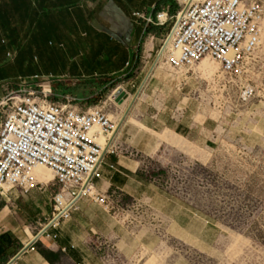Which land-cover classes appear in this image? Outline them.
I'll use <instances>...</instances> for the list:
<instances>
[{
  "label": "crops",
  "instance_id": "1",
  "mask_svg": "<svg viewBox=\"0 0 264 264\" xmlns=\"http://www.w3.org/2000/svg\"><path fill=\"white\" fill-rule=\"evenodd\" d=\"M182 2L0 0V86L35 76L53 78L58 93L73 95L79 103L99 98L118 83L116 90L134 88L141 65L158 52L168 33V26L147 25L135 14L175 15ZM153 78L119 133V144L129 150L108 154L101 179L94 181L96 193L106 200L80 198L70 219L40 236L52 217L53 193L48 203L38 201L43 188L11 206L3 203L0 264H12L29 244L13 264H118L158 246L155 227L135 216L142 204L154 207L161 196L155 180L144 176V161L164 159L166 166L179 155L195 159L197 143L171 100L163 108L157 103ZM186 112L190 116V109Z\"/></svg>",
  "mask_w": 264,
  "mask_h": 264
},
{
  "label": "rangeland",
  "instance_id": "2",
  "mask_svg": "<svg viewBox=\"0 0 264 264\" xmlns=\"http://www.w3.org/2000/svg\"><path fill=\"white\" fill-rule=\"evenodd\" d=\"M161 49L141 65L134 88H119L128 100L112 98L118 83L74 107H105L119 125ZM153 71L157 103L163 108L171 100L182 124L192 127L196 155H179L166 166L164 159L144 161V176L155 180L161 196L154 207L142 204L135 216L155 227L161 239L156 248L118 264H264V21L259 47L238 73H222L207 58L172 69L161 57ZM10 87L0 86V99ZM119 135L113 151L125 153L129 149L119 144ZM41 173L50 178L47 170ZM43 189L38 201L48 203L55 188L50 183ZM17 195L0 189V206L24 199Z\"/></svg>",
  "mask_w": 264,
  "mask_h": 264
},
{
  "label": "built area",
  "instance_id": "3",
  "mask_svg": "<svg viewBox=\"0 0 264 264\" xmlns=\"http://www.w3.org/2000/svg\"><path fill=\"white\" fill-rule=\"evenodd\" d=\"M135 16L147 25L170 27L161 50L172 69L207 58L222 73L232 74L259 47L264 1L183 0L175 15L160 11ZM56 82L35 76L7 83L11 87L0 99V189L26 196L51 183L55 190L49 227L70 219L82 197L106 200L96 193L94 181L102 177L105 157L114 153L113 144L108 146L116 129L109 110L75 108L78 100L58 93ZM41 167L51 181L38 173Z\"/></svg>",
  "mask_w": 264,
  "mask_h": 264
},
{
  "label": "bare ground",
  "instance_id": "4",
  "mask_svg": "<svg viewBox=\"0 0 264 264\" xmlns=\"http://www.w3.org/2000/svg\"><path fill=\"white\" fill-rule=\"evenodd\" d=\"M163 54H164V50H161L160 53H159V55H158V57L156 58V60H155V62H154V64H153V66H152L151 69L149 70V72H148L146 78L144 79V81H143V83H142L140 89L138 90L136 96L134 97L132 103L130 104V106L128 107L127 111L125 112V114H124V116H123V119L121 120L120 124L118 125V123H116V121H115L116 129H115V133H114V134L112 135V137H111V144L108 146L109 149H111L110 146L114 143L116 137L119 135V132H120V126H121V124L124 122V120H125V118L127 117L128 113L130 112V110H131V108H132V105H133L134 101H135L136 98L138 97L139 93L141 92L142 88L144 87L146 81H147L148 78L150 77L151 73L153 72V70H154V68L156 67V65H157L158 61L160 60V58H161V57H164ZM128 98H129V97H128ZM128 98H127L126 100H128ZM126 100H124V101H126ZM110 117H111V116H110ZM111 119H112V117H111ZM108 147H107V148H108ZM42 170H47V169L44 168V167H41V168L38 169V173H39L41 176H43L44 178H47V177H45V175H43V174L41 173ZM47 172L49 173L48 170H47ZM49 175H50V173H49ZM49 177H50L51 179L53 178L51 175H50ZM50 178H47V179H50ZM4 187H6V186H4Z\"/></svg>",
  "mask_w": 264,
  "mask_h": 264
},
{
  "label": "water",
  "instance_id": "5",
  "mask_svg": "<svg viewBox=\"0 0 264 264\" xmlns=\"http://www.w3.org/2000/svg\"><path fill=\"white\" fill-rule=\"evenodd\" d=\"M129 97V94L127 92H125L124 90H117L115 93H113L112 98L118 102V103H122L124 100H126ZM49 226H46V228H44L40 233L39 236L41 234H43ZM30 246V244L28 246H26L21 253L12 261V264L19 258V256L26 250L28 249V247Z\"/></svg>",
  "mask_w": 264,
  "mask_h": 264
},
{
  "label": "trees",
  "instance_id": "6",
  "mask_svg": "<svg viewBox=\"0 0 264 264\" xmlns=\"http://www.w3.org/2000/svg\"><path fill=\"white\" fill-rule=\"evenodd\" d=\"M5 238H7V235L2 236V237H1V240H2V239H5Z\"/></svg>",
  "mask_w": 264,
  "mask_h": 264
}]
</instances>
